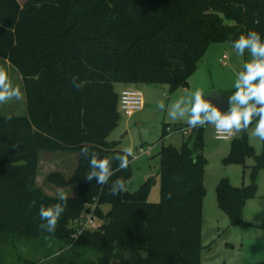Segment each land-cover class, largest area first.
I'll return each instance as SVG.
<instances>
[{
	"label": "trees",
	"instance_id": "obj_1",
	"mask_svg": "<svg viewBox=\"0 0 264 264\" xmlns=\"http://www.w3.org/2000/svg\"><path fill=\"white\" fill-rule=\"evenodd\" d=\"M249 30L264 37V0H27L23 6L0 0V60L22 77L26 99L23 116L4 115L0 105V264L2 245L10 241L44 246L48 240L81 254L67 260V252L51 253L23 264H77L89 252L99 256L97 264H203L205 126L187 136L180 131L189 126H176L180 148L163 145L158 203L148 201L152 177L135 193L110 194L118 177L128 188L132 157L126 171H115L119 161L112 160L113 176L99 185L86 179L89 162L80 149L91 144L101 157L122 154L117 142L108 141L122 117L116 84L166 86L171 93L187 88L212 45L233 43ZM74 76L80 89L73 87ZM257 119L223 160L245 169L254 160L250 184L237 188L223 179L216 188L218 207L232 227L243 225L264 171V143L257 154L248 136ZM169 129L164 125L162 141ZM41 153L77 157L70 178L48 177L59 189L77 188L53 233L39 227L45 223L41 204L60 202L38 186ZM93 206L99 226L73 238L72 222Z\"/></svg>",
	"mask_w": 264,
	"mask_h": 264
},
{
	"label": "rangeland",
	"instance_id": "obj_2",
	"mask_svg": "<svg viewBox=\"0 0 264 264\" xmlns=\"http://www.w3.org/2000/svg\"><path fill=\"white\" fill-rule=\"evenodd\" d=\"M23 5L27 0H18ZM226 44V45H225ZM226 46H229L226 48ZM228 56L226 64L221 59ZM251 60L250 53L245 51L243 56L237 55L233 43L212 45L197 71L189 80L187 88H180L171 93L166 86L136 85L146 95L145 109L132 118L122 116L119 126L112 134L110 142L117 141L118 149L132 147L135 158L132 157L131 167L133 177L128 184L127 191L137 192L149 177L155 178L148 201L158 203L160 201V152L163 145H173L180 148L183 135L175 132L176 126H188L187 116L183 119L172 120L168 116L169 106L182 101V107H189V94L197 89L202 90L204 98L208 99L212 94L235 92L237 74L243 71V65ZM0 68H3L9 76L12 84L18 86L22 96L19 100H11L1 105V113L4 115H26V99L22 77L8 62L0 60ZM163 102L165 109L162 111L158 105ZM164 125L170 126L169 136L162 141ZM188 131L191 128L187 129ZM239 133V132H237ZM254 143H262L255 136ZM205 151L208 161L205 173L206 198L204 201V222L202 243L203 264H259L264 262V173L259 177L257 196L250 200L244 210L243 225L232 227L229 217L222 212L217 204L216 188L223 179L230 180L234 187L240 188L250 184L249 167L254 166V160L247 161V167L238 165H225L223 160L228 156L231 142H219L214 136V125H205ZM226 148V149H225ZM262 150V148H261ZM226 151V153L224 152ZM51 156V157H50ZM77 167V157L67 154H44L41 160L40 178L38 186L50 197L57 198L59 188L48 182L49 175L63 170L70 178ZM48 172V173H47ZM50 172V173H49ZM50 174V175H51ZM67 197L72 195V190L62 189ZM95 216V208H90ZM104 211L108 209H103ZM96 217V216H95ZM100 222L96 218V225ZM2 245L4 264H23L25 261L42 262L46 257L67 252V260L75 259L81 252L71 250L72 247H63L56 241L48 240L44 246L32 241L12 242ZM99 256L89 252L77 264H97Z\"/></svg>",
	"mask_w": 264,
	"mask_h": 264
},
{
	"label": "clouds",
	"instance_id": "obj_3",
	"mask_svg": "<svg viewBox=\"0 0 264 264\" xmlns=\"http://www.w3.org/2000/svg\"><path fill=\"white\" fill-rule=\"evenodd\" d=\"M259 23V21H255ZM233 47L237 55L243 56L245 51L250 53L251 60L243 65V71L237 74L234 87L235 92L228 99V107L225 111L212 102L211 99H205L202 90L197 89L189 94V107H182V101L169 106L168 116L172 120L183 119L187 116L186 123L190 128L203 127L206 124L215 126L217 133L232 134L235 132L246 131L249 125L256 120L253 135L264 141V37L256 31L249 30L241 34L235 41ZM78 76L72 80L73 87L80 89L82 83H77ZM22 96L18 86H14L9 79L8 73L0 68V104H5L13 99L19 100ZM158 107L165 109L161 102ZM8 119H11L9 117ZM81 147L80 155L88 160L89 172L86 179L92 181L95 179L99 185H107L113 176L111 167L112 160L119 161L115 171H126L130 160L135 158L132 147L122 149V154H116L111 157H101L98 152L90 150L91 144ZM126 183L123 178L115 179L110 187V194L115 196L126 191ZM57 198L60 202L45 207L41 204L39 216L42 221L39 227L49 233L56 230L57 224L67 208V194L59 189ZM172 198V194H168ZM35 203V202H33Z\"/></svg>",
	"mask_w": 264,
	"mask_h": 264
},
{
	"label": "built area",
	"instance_id": "obj_4",
	"mask_svg": "<svg viewBox=\"0 0 264 264\" xmlns=\"http://www.w3.org/2000/svg\"><path fill=\"white\" fill-rule=\"evenodd\" d=\"M226 60L227 57H224L223 60L224 64H226L225 63ZM144 106H145L144 94L138 88L135 87L128 88L121 93L120 101H119V110L122 116L127 118H132L137 113L141 112L144 109ZM180 133H183V135L187 136L189 131L183 130L180 131ZM214 136L215 139L219 142H231L238 136V133L235 131L232 134L217 133L214 126ZM95 225H96V217L94 216V213L90 211V213L87 214L85 217L77 219L72 222L71 228L75 230L73 238H78L82 232L95 227Z\"/></svg>",
	"mask_w": 264,
	"mask_h": 264
},
{
	"label": "crops",
	"instance_id": "obj_5",
	"mask_svg": "<svg viewBox=\"0 0 264 264\" xmlns=\"http://www.w3.org/2000/svg\"><path fill=\"white\" fill-rule=\"evenodd\" d=\"M19 2V1H18ZM25 4V3H24ZM23 4V5H24ZM21 5V4H20ZM22 5V6H23ZM226 45V44H225ZM227 47H229V46H226V48ZM224 57H227V59H228V56H226V55H224L223 56V58L221 59V61H223L224 60ZM225 63H226V61H225ZM133 87H135V88H138L139 90H141L139 87H136V86H131V85H123V84H116L115 85V91L119 94V95H121V93L124 91V90H126V89H128V88H133ZM142 91V90H141ZM142 93L144 94V98H145V106H146V103H147V99H146V95H145V93L142 91ZM221 94H229V93H221ZM145 106H144V109H145ZM143 109V110H144ZM142 110V111H143ZM256 125V124H255ZM255 125L249 130V132H248V136H249V141H250V143H251V145L255 148V150H256V153L257 154H259L260 152H261V148H262V146H263V143H264V141H262L261 140V142L262 143H259V145H257V143H254V139L253 138H255V136L253 135V131H254V128H255ZM116 131V130H115ZM114 131V132H115ZM113 132V133H114ZM112 133V134H113ZM112 134H111V136H112ZM238 134H240V132L238 133ZM111 136L109 137V139H108V141L110 142V138H111ZM113 142H117V141H113ZM226 149V148H225ZM224 152V151H223ZM228 152H230V151H228ZM224 153H226V151L224 152ZM44 154H56V153H41V155H40V165H39V176H38V180H37V183H38V181H39V178H40V169H41V160H42V155H44ZM229 154V153H228ZM67 155H71V154H67ZM74 156V155H73ZM51 157V156H50ZM76 170V168L73 170V173H74V171ZM48 173V172H47ZM50 173V172H49ZM54 173H60V174H62L63 176H68L69 174H67V172H65V171H63V170H58V171H56V172H54ZM73 173H72V175H73ZM263 173H264V171H262L261 173H260V175H259V177L261 178V177H263L262 175H263ZM51 174V173H50ZM50 174H47V175H50ZM71 175V176H72ZM67 178V177H66ZM260 181V180H259ZM72 190L73 192H72V195H69V197H71V198H74V197H76L77 196V188L76 187H71V188H67V189H65V190ZM68 197V198H69ZM245 209H246V207H245Z\"/></svg>",
	"mask_w": 264,
	"mask_h": 264
},
{
	"label": "water",
	"instance_id": "obj_6",
	"mask_svg": "<svg viewBox=\"0 0 264 264\" xmlns=\"http://www.w3.org/2000/svg\"><path fill=\"white\" fill-rule=\"evenodd\" d=\"M231 95L230 94H212L211 97L208 99H211L214 104H216L220 110L223 112L228 107V99Z\"/></svg>",
	"mask_w": 264,
	"mask_h": 264
}]
</instances>
